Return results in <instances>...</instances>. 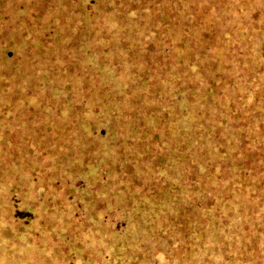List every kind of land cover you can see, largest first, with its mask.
<instances>
[{
    "label": "rangeland",
    "instance_id": "rangeland-1",
    "mask_svg": "<svg viewBox=\"0 0 264 264\" xmlns=\"http://www.w3.org/2000/svg\"><path fill=\"white\" fill-rule=\"evenodd\" d=\"M4 108L0 264H170L212 145L264 122V0H0ZM252 228L211 262L264 264Z\"/></svg>",
    "mask_w": 264,
    "mask_h": 264
},
{
    "label": "trees",
    "instance_id": "trees-1",
    "mask_svg": "<svg viewBox=\"0 0 264 264\" xmlns=\"http://www.w3.org/2000/svg\"><path fill=\"white\" fill-rule=\"evenodd\" d=\"M4 110L5 108L1 110L0 116ZM28 123L29 119L23 126V123H17V129L14 125L16 131L13 132L23 133L27 139L24 144L19 143L15 135L12 144L16 150L22 149L27 143L28 146L45 144V140L39 136L32 138L29 133L27 136ZM260 123L255 125L258 128L240 126L237 137H232L231 147L226 150L225 143L212 145L216 148L211 157L215 162L213 170L207 171V186L201 195L194 193L195 197L205 204V210L199 223L190 233L186 248H179L178 245L170 264H200L204 261L205 264H213L209 256L225 257L227 242L238 243V246L243 248L242 239L247 242L245 235L251 226L255 232L264 233L259 225V221L264 220V124L260 126ZM4 137L1 135V140H4ZM57 141L54 140L52 144L56 145ZM130 153L135 154L133 150ZM14 163L20 164L19 161ZM134 164L137 166L138 163L134 161ZM180 166V163L175 164L176 169ZM1 189L2 187L0 192ZM10 190L14 191V188L10 187ZM171 191L161 196L164 198L161 201L163 207L169 209L177 206L175 203L180 206L186 203L187 188L184 185ZM255 236L258 237V234ZM0 255L2 256V253Z\"/></svg>",
    "mask_w": 264,
    "mask_h": 264
}]
</instances>
